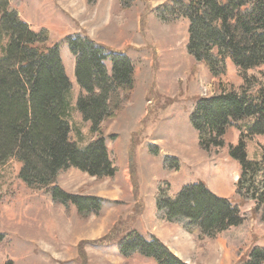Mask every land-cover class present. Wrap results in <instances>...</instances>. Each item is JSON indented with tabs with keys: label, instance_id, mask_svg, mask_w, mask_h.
<instances>
[{
	"label": "trees",
	"instance_id": "16d2710c",
	"mask_svg": "<svg viewBox=\"0 0 264 264\" xmlns=\"http://www.w3.org/2000/svg\"><path fill=\"white\" fill-rule=\"evenodd\" d=\"M21 2L0 0V164L15 159L25 186L47 192L52 204L63 206L67 213L73 206L82 219L99 215V197L69 193L57 180L69 168L96 178L115 176L104 125L132 100L134 63L128 55L88 36L64 38L81 89L74 107L94 134L86 146L79 147L70 136L72 83L59 45L50 41L47 29L33 30L22 19ZM94 2L87 0V9ZM158 16L167 22L186 20L187 54L205 64L213 77L225 74L230 62L240 81L199 98L189 116L205 153L223 150L227 131L238 130L237 144L229 145L231 157L239 163L235 200L217 196L203 183L186 184L173 194L167 182H160L155 194L157 217L184 219L183 229L196 241L221 237L240 248L254 226H264V145L258 159H249L246 144L247 138L264 136V0H170ZM247 120L250 125L243 132L241 123ZM122 227H113L93 243L115 244L126 258L140 254L155 264H187L159 239H147L136 230L124 233ZM79 263L86 264L81 247ZM238 264H264V247L252 246Z\"/></svg>",
	"mask_w": 264,
	"mask_h": 264
},
{
	"label": "rangeland",
	"instance_id": "374dc122",
	"mask_svg": "<svg viewBox=\"0 0 264 264\" xmlns=\"http://www.w3.org/2000/svg\"><path fill=\"white\" fill-rule=\"evenodd\" d=\"M43 1L47 7L42 3L40 15L32 6L40 1L28 0L29 9L38 12L32 18L35 26L39 17L48 16L47 9L51 10L54 3L57 14L51 22L57 28L64 26L131 58L136 87L123 111L104 125L109 158L117 168L115 176L96 178L69 168L57 180L69 193L99 197V215L82 219L73 206L67 213L63 206L52 204L47 192L25 186L18 178L20 163L15 159L0 164V264H80V247L86 264H155L140 254L126 258L115 244L93 243L119 226H124V233L138 227L159 237L187 264H238L252 246L264 247V226H254L238 248L221 237L196 241L183 229L184 219L157 217L155 194L160 182H167L173 194L186 184L203 183L217 196L235 200L239 163L231 157L229 145L237 144L238 130L227 131L223 150L205 153L189 122L199 98L240 81L234 66L229 62L225 74L213 77L205 64L187 54V21L167 22L158 16L159 9L170 0H95L91 10L87 0ZM63 46L70 74L74 59L67 44L59 45ZM71 83L70 136L83 145L94 134L74 107L80 88L75 80ZM249 125L248 120L241 123L242 131L246 132ZM246 144L247 157L258 159L264 136L247 138Z\"/></svg>",
	"mask_w": 264,
	"mask_h": 264
},
{
	"label": "crops",
	"instance_id": "0c3cea01",
	"mask_svg": "<svg viewBox=\"0 0 264 264\" xmlns=\"http://www.w3.org/2000/svg\"><path fill=\"white\" fill-rule=\"evenodd\" d=\"M40 2H38V3H35V5H32V2L30 3L32 6H35L36 8H37V10H38V12H40L41 10H42V8H43V6H42V3H44V6L46 5V7H47V3H45L43 0H39ZM52 3H53V0H52ZM53 6H54V3H53V5H52V9L51 10H48L47 9V13H48V16L44 19V17H39V23H38V25L36 24V26H35V24H34V21L32 20V18H33V16H35L36 15V13H38V12H36V11H34L33 9H29V2H28V0H22V2H21V5L19 6V13H20V15H21V17H22V19L24 20V21H26L30 26H31V28L33 29V30H39L40 28H45V29H47L48 31H49V33H50V41L51 42H56V43H58L60 46H61V43H65L64 42V38L67 36V35H71V34H76L75 32H71V31H69L68 30V28H65L64 26H60L59 28H57L52 22H51V20H52V17L53 16H55L56 17V14H57V12H55L54 10H53ZM40 15H43V12H40L39 13ZM110 15V14H109ZM59 18H61L60 19V23L62 24V25H64V19L61 17V16H59ZM46 20V22H42V21H45ZM42 22V23H41ZM64 29V30H63ZM60 35V37L59 38H57V36L56 35ZM52 35H54V38H52ZM62 40V41H61ZM63 45V44H62ZM59 49H60V54H61V57H62V60H63V63H64V67H65V72H66V75L68 76V78L70 79V81L72 82L73 80H75V77L73 76L74 75V69L73 70H71V73L69 74L68 73V71H67V65H66V63H65V61H64V58H63V50H64V46L63 47H59ZM65 52V51H64ZM73 57V56H72ZM73 59H74V57H73ZM68 62H69V58H68ZM72 64V63H71ZM69 67L71 68V65H69ZM75 82H76V80H75ZM77 84V83H76ZM79 87V86H78ZM80 88V87H79ZM79 90V92L81 91V89H78ZM220 89H218L217 91H219ZM79 94V93H78ZM77 97V96H76ZM73 140V139H72ZM92 140V139H91ZM73 141H75V140H73ZM76 142V141H75ZM106 142V141H105ZM77 143V142H76ZM77 145L79 146V147H84V146H86V144H83V145H79L78 143H77ZM107 146V145H106ZM210 190V189H209ZM145 209H146V207H145ZM148 209V208H147ZM144 211V210H143ZM155 211V210H154ZM146 212V211H145ZM139 218V217H138ZM138 218H137V220H138ZM133 229H135L139 234H141V235H143L144 237H146V238H151V237H156L157 239H159V237H157V236H155V235H153V234H149L148 235V233L146 232V231H144L143 229H138V227H135V228H133ZM162 241V240H161Z\"/></svg>",
	"mask_w": 264,
	"mask_h": 264
}]
</instances>
